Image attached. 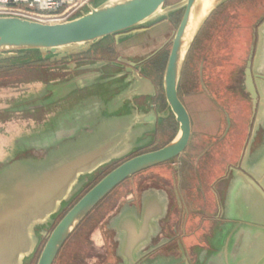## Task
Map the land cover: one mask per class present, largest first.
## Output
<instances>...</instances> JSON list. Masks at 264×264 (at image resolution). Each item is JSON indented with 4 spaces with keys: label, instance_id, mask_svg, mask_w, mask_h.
I'll list each match as a JSON object with an SVG mask.
<instances>
[{
    "label": "water",
    "instance_id": "1",
    "mask_svg": "<svg viewBox=\"0 0 264 264\" xmlns=\"http://www.w3.org/2000/svg\"><path fill=\"white\" fill-rule=\"evenodd\" d=\"M166 1H90L76 15L53 23L0 14L1 55L11 49L34 50L40 53L36 59L49 58L58 62L87 52L107 37L118 42L119 38L134 36L145 31L162 11L164 15L170 14L185 6L184 14L171 36L162 81L167 105L179 124L174 138L159 149L119 163L88 189L50 231L53 215L70 195L66 187L54 186L55 180L50 178L45 160L18 159L1 166L0 264H25L32 257L40 238H45V241L36 264H53L73 230L115 186L138 172L179 157L187 148L192 126L190 115L178 96L180 68L188 45L209 9L221 0H208V7H204L202 0H181L163 10ZM14 56L8 53L1 58ZM8 65L0 63V67ZM143 80L149 82L151 89L154 88L148 79ZM62 81L59 82L63 84L65 81ZM244 90L251 102L252 127L239 162L229 167L224 178L217 224L212 231V241L216 246L213 264H264V19L257 27L255 42L250 46L244 68ZM105 163L107 161L102 164ZM172 190L178 204L181 201L184 203L178 187L175 185ZM147 192L146 187L139 192L141 213L156 211L162 216L161 220H167L172 207L170 189L164 192L162 206L149 200ZM146 196L148 199L144 204ZM183 208L186 210L185 204ZM121 212L122 207L116 214ZM145 218L149 221L147 215ZM36 228H40L37 233ZM177 237L176 234L171 235L162 245L176 239V246L183 253L181 237L179 240ZM157 247L155 245L151 250Z\"/></svg>",
    "mask_w": 264,
    "mask_h": 264
},
{
    "label": "rangeland",
    "instance_id": "2",
    "mask_svg": "<svg viewBox=\"0 0 264 264\" xmlns=\"http://www.w3.org/2000/svg\"><path fill=\"white\" fill-rule=\"evenodd\" d=\"M176 2L178 0H167L162 9L164 10ZM208 4L207 0V6ZM168 16L169 14L164 15V11H162L155 17L152 24L147 25L146 29L149 28L148 30L137 33L132 38L133 41L126 45L116 48L114 44L110 43V47L108 44L97 49L98 44L101 45L108 40L113 41L112 38L103 39L92 46L95 47L92 48L94 57L114 58L123 54L138 59L162 44H166L160 63L152 66L149 63L146 65L147 72L160 86L158 98H165L162 84L163 72L170 50L171 36L177 25L175 21L169 24ZM130 45L133 47L131 48ZM206 45L201 42L189 43L181 64L178 81V94L189 112L192 124V134L188 146L179 158L181 162L179 181L181 179L184 195L191 202L190 206L187 203L185 205L190 212L194 213L188 214V219L183 226L188 233L184 239L188 246H191L196 239H199V236H203L210 229L208 219H217L220 196L215 197L214 194L217 195L224 188V183L220 184L221 181L218 180L224 176L228 165L231 164L234 167L239 162L252 127L251 102L244 90V68L247 56L245 54L242 56V54L247 51L245 43L230 41L223 45L215 44L204 54ZM108 49H112L114 53L108 54ZM230 51L233 52L232 56H227L226 52ZM8 53L15 54V56L1 58L3 54ZM39 55L38 51L21 49L6 50L2 52V55L0 54V63L10 64L0 67V104H2L1 102H16L20 98L19 95H12L11 92V89L16 88L20 82H46L57 77L56 71L61 69L63 66L61 63L64 60L58 61L61 64L58 67L49 58L36 59ZM72 59L71 56L68 61ZM49 66L55 69L49 70ZM163 114L168 115L169 110L166 108ZM167 125L170 128L159 134L161 140L158 143L160 144L168 141L176 131L177 127L171 116ZM167 167L169 166L164 163L159 167L153 166L150 170L156 172ZM185 183L188 186L187 190L184 186ZM77 191V189L73 192L70 191L73 193L72 196L53 215L52 224L48 230L54 226L72 198L78 194ZM115 192L113 191L111 194ZM105 202L106 199L97 208H94V212L87 214L82 219L61 247L53 264H64L66 260L76 257L85 259L78 261L79 264H88L90 256L97 254L93 248L87 247L82 236L90 232L89 229L96 221L93 216L102 210L100 208ZM175 219L173 217L167 223L169 230L173 229L171 221ZM39 229L36 228V233ZM190 232L193 233L189 234ZM44 241L45 238L39 239L32 255L33 264H36Z\"/></svg>",
    "mask_w": 264,
    "mask_h": 264
},
{
    "label": "flooded vegetation",
    "instance_id": "3",
    "mask_svg": "<svg viewBox=\"0 0 264 264\" xmlns=\"http://www.w3.org/2000/svg\"><path fill=\"white\" fill-rule=\"evenodd\" d=\"M179 1L181 0H178V2ZM184 11L185 6H181L178 8V10L171 12L168 16L167 22L172 24L174 23L173 21H175L177 22V27L184 14ZM263 19L264 0H221L216 2L214 6L209 9L207 16L203 19L200 28L195 34L192 42H201L207 44L204 54L208 52L212 46H215V44L223 45L230 41L236 43H245L247 51H245L242 56L245 54L248 58L250 46L256 40L257 27ZM110 43L114 44V47L117 48L120 45H126L127 42L115 43L114 41L108 40L98 46L97 49L108 44L110 47ZM165 46L166 44H162L149 54L138 59L123 54H119L114 58H107L105 56L95 58L93 54L94 51L90 50L86 53H81L80 55H72L73 59L71 61L66 62L64 60L61 63L63 65L61 69L59 68L56 71L58 74H56L57 77L55 78H52L46 82H20L16 88L11 89L12 95H19L20 98L16 100V102H1L2 104H0V167L6 163H10L18 159H41L42 157L47 156V154L51 151L56 149L58 150L60 145H62L63 142H66L65 140L54 139L50 136L39 138L38 131L33 129L32 121L45 122V120L50 116L49 110L51 109L48 108L50 92L46 89V85L62 80L71 81L73 78H75V76L88 71L78 70L79 67L99 61H104L105 63L101 67L94 68L93 72H96L97 74L94 76L95 78L92 79L89 85L85 86L84 88L73 89L65 98L57 102H67V104H70L71 102H83L77 107L78 113L81 114L80 118L87 121L95 120L97 123H99L103 119L102 112L104 111L100 102H107L108 99L118 94L123 88H125L124 79L126 78V75L130 73L131 70H136L141 76L151 80L154 85V93L125 102H147V105L151 106L155 110L157 114V121L153 135L154 137L147 146L136 148L128 155L120 159L110 160L105 164L99 163L95 167L89 169L88 172L80 174L77 180V185L70 186L69 188L70 195L68 199L72 196V192L76 189L78 190V194L72 198V201L68 204L59 219L75 202L79 200V198L88 189H90L100 178H102L107 172H109L119 163L138 154L159 149L170 142L176 135L179 124L176 122L175 117L171 113L166 99L164 97H161V99L158 98L160 86L156 81H154L150 73L147 72L146 67L148 63L151 66L160 63L159 61L163 58L162 53ZM130 47L132 48L133 46L130 45ZM113 53L114 51L112 49H108V54ZM232 53V51L229 53L226 52V55L232 56ZM132 63L135 65H132ZM61 64L56 63V61L54 63V65H57L58 67L61 66ZM54 65L52 64V66ZM52 66L48 67L49 70L55 69ZM111 88H113V90L109 91ZM181 102L183 103L182 100ZM88 104H91V106ZM166 108L169 110L168 115L163 114ZM45 109H48L46 110L47 113H42L41 111H44ZM170 116L177 127L176 131L168 141L160 144L158 143L161 140L159 134L161 132H166L167 128H170L169 125H167V123L169 124ZM85 132V134L88 133V131ZM76 133L78 134L79 132ZM73 141V139H68L67 146H70ZM179 158L180 156L176 157L177 160L173 158V161L169 160L156 165L159 167L160 165L166 163L169 167L164 170L155 172L150 170V167L125 179L115 186L108 194H106L94 207L97 208L101 202L106 199V202L100 208L102 210L96 213L100 215H110L116 212L118 208L123 205V203L127 202L130 204L134 200L136 201V199H139V192L145 187L149 188L151 186H155L158 188H164L166 191H169L170 189L172 207L168 219L162 221V226H164V223L167 221L169 223V221L174 217L176 219L171 221L173 230L176 232L177 230L180 231L181 226L184 224V220L181 219V216L183 214H189V211L187 208L184 210V203L182 201L180 202V205L178 204L177 200L175 199V194L172 190L173 186L176 185L180 193L181 179L179 181V170L181 167V162L179 161ZM229 167H231V164L228 165V169ZM228 169L226 168L224 176L218 180L221 181L220 184L224 183V178L228 173ZM113 191L116 192L111 194ZM219 192L221 193L222 190ZM220 193L217 195L214 194V196L218 197L220 196ZM94 208L89 213L94 212ZM59 219L55 222V224L59 221ZM208 220L210 222V229L204 233V242L206 234L211 233L217 224L216 218H210ZM192 233L193 232H190L189 234ZM166 241L167 239H165L163 233H161L157 237L155 244L164 243ZM195 242L198 243L199 239H196ZM169 243L170 242L167 244ZM171 243L176 244V239H174Z\"/></svg>",
    "mask_w": 264,
    "mask_h": 264
},
{
    "label": "crops",
    "instance_id": "4",
    "mask_svg": "<svg viewBox=\"0 0 264 264\" xmlns=\"http://www.w3.org/2000/svg\"><path fill=\"white\" fill-rule=\"evenodd\" d=\"M90 1L95 2L96 0ZM109 38L112 37L105 39ZM132 38L134 37L125 36L119 38L118 42L114 38L112 40L115 43H130L133 41ZM92 48L95 47H91L88 51ZM99 62H96V65L89 64L79 67L78 70L88 71L75 76L71 81H65L63 84L60 82L47 84L46 89L50 92L48 100V108L51 109L49 110L50 116L45 122L32 121L33 129L38 131L39 138L50 136L66 141L60 145L58 150L51 151L47 156L38 159L41 162L45 160L48 164L47 170L50 169V175L55 180L54 186L66 187V192L70 186L77 185L80 174L88 172L99 163L120 159L136 148L147 146L154 137L157 121L155 110L148 106L147 102H125L148 96L154 92L149 82L143 80L148 78L141 76L136 70H131L126 75L125 88L107 102H100L104 111L102 112L103 119L99 123L95 120L87 121L80 118L81 114L78 113L77 107L83 102H71L70 104L57 102L65 98L73 89L89 85L97 74L93 72L94 68L101 67L105 63L104 61ZM111 90L113 88L109 91ZM142 93L147 94L141 95ZM88 105L91 106V104ZM46 110L48 109L41 112L45 113ZM85 131L88 133L85 134ZM68 139L74 140L70 146H67ZM184 186L187 190V183ZM182 187L181 182V198L183 197L184 204L187 203L190 206L191 202L184 195ZM150 190L148 189V192ZM161 194L162 191L156 193L154 190L147 196L150 197L149 200L155 201L157 206H162L165 196ZM121 207L123 212L118 214L116 212L110 215L95 213L93 216V219H96L95 223L89 229L90 232L82 236L87 247L93 248L97 253L90 256L88 264H187V261L188 264H213L216 246L212 241V232L206 234L205 242L203 241L205 234L199 236V242H193L191 246L184 241L188 233L183 226L188 219V214L181 216L184 224L180 231L176 232L173 229L169 230L168 221L162 226L164 220H161L160 213L150 211L142 214L139 209V199L130 204L123 203ZM188 211L189 214H194L189 209ZM114 215L118 216L113 218ZM145 215L149 217V221ZM161 233L167 240L173 234L178 235L177 240L181 237L180 241L184 246L183 253L176 244L169 243L165 246L162 245L163 243L155 244ZM155 245L158 247L151 250ZM80 260L85 259L76 257L66 260L64 264H79ZM25 264H33L32 257L27 259Z\"/></svg>",
    "mask_w": 264,
    "mask_h": 264
},
{
    "label": "built area",
    "instance_id": "5",
    "mask_svg": "<svg viewBox=\"0 0 264 264\" xmlns=\"http://www.w3.org/2000/svg\"><path fill=\"white\" fill-rule=\"evenodd\" d=\"M90 0H0V14L17 15L41 22L66 20Z\"/></svg>",
    "mask_w": 264,
    "mask_h": 264
},
{
    "label": "bare ground",
    "instance_id": "6",
    "mask_svg": "<svg viewBox=\"0 0 264 264\" xmlns=\"http://www.w3.org/2000/svg\"><path fill=\"white\" fill-rule=\"evenodd\" d=\"M203 1V4H204V7H208L207 6V0H202ZM50 178H53V176L52 175H50ZM158 187H155V186H151V187H149L148 189H151L147 194H149L150 192H153L154 190H156V193H158V192H160L161 193V191H162V194L161 195H163L164 196V193H163V189L162 188H158ZM158 190V191H157ZM165 192V191H164ZM148 198H147V196L145 197V199H144V201H143V203L145 204L146 203V200H147ZM157 204V203H156ZM144 213V212H143ZM142 213V214H143ZM146 214V213H145ZM144 217V216H143Z\"/></svg>",
    "mask_w": 264,
    "mask_h": 264
},
{
    "label": "trees",
    "instance_id": "7",
    "mask_svg": "<svg viewBox=\"0 0 264 264\" xmlns=\"http://www.w3.org/2000/svg\"><path fill=\"white\" fill-rule=\"evenodd\" d=\"M56 63H58V62H56Z\"/></svg>",
    "mask_w": 264,
    "mask_h": 264
}]
</instances>
